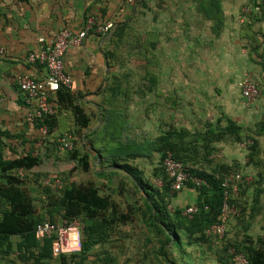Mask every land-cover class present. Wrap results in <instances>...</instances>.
<instances>
[{"label":"crops","instance_id":"obj_1","mask_svg":"<svg viewBox=\"0 0 264 264\" xmlns=\"http://www.w3.org/2000/svg\"><path fill=\"white\" fill-rule=\"evenodd\" d=\"M246 7L252 9L248 15L243 13ZM149 11L153 16L147 22ZM216 14L221 24L213 30L216 20L212 16ZM135 15L146 24L145 35L154 33L149 39L152 42L144 38L147 52L134 75L155 85H146L138 95L109 89L116 80L129 81V74L118 72V61L109 64L105 55L114 48L109 37L115 28L129 24ZM90 16L96 24L114 22V28L106 35L90 31L80 46H70L63 57L64 70L72 79L71 92L78 95L76 103L90 118L84 134L102 125V110L114 112V120L123 111L129 121L130 114L136 113L138 122L133 127L139 129V135L128 131L124 136L140 141L155 139L168 126L195 131L216 122L221 126L233 122L241 128L242 141L225 139L216 144L221 146L222 163L242 175L237 200L244 213L235 222L229 219L226 228L231 226L253 242L264 239V0H0V131L19 136L10 142L16 150H33L40 139L35 122L27 118L28 105L16 79L26 74L42 80L46 70L41 64L29 63L27 55L39 50V38L48 43L63 29L77 33ZM147 63L151 64L149 74L142 70ZM192 66H196L194 70ZM244 74L261 86V95L254 102H245L240 92V98L234 94L233 86L238 89ZM205 78L206 99L217 104L206 103V121L197 116V124L188 117L180 122L177 112H194L181 94L191 88L189 82ZM75 130L71 112L61 111L51 137L77 139ZM180 194L181 204L194 199L191 189ZM19 240L11 239L13 253L8 256L0 251V264H33L32 259L15 257Z\"/></svg>","mask_w":264,"mask_h":264},{"label":"trees","instance_id":"obj_2","mask_svg":"<svg viewBox=\"0 0 264 264\" xmlns=\"http://www.w3.org/2000/svg\"><path fill=\"white\" fill-rule=\"evenodd\" d=\"M212 18L216 20L213 30L218 29L221 24L220 17L216 14ZM127 27V23L118 24L109 37V42H112L114 46L112 51L105 54L109 59V64L117 62L115 50L120 47ZM150 65L148 63L144 65L146 74L150 73ZM122 83V81L116 80L109 89L120 91L123 88ZM148 83L152 85V88L155 85L154 82L148 81ZM77 97L78 95L72 94L71 88H62L57 91L50 100L54 107V113L40 120H34L36 128L46 126L47 136L44 140L48 137L51 138L58 128V116L61 111L71 112L77 141L80 142L83 149L79 150L72 146L71 150H66L69 159L77 162L78 167L87 172L95 158L98 164L107 165L105 169L109 171L110 176L121 173L132 183V186L142 195L145 212H141V215L152 229V233L156 236L155 240L159 244L156 255L159 254L166 264H176L170 260L166 261V249L170 246L172 236L175 238L174 241L180 244L176 234L177 229L183 231L189 240V245L193 242L204 243L205 241L210 242L211 239H218L208 237L204 232L211 225L219 223L224 203V189L221 184L227 174L235 171L225 164H219V166L215 164L206 170L195 168V164L197 162H205L207 165L212 163L210 155L214 150L213 145L218 142L225 139L242 141L241 128L233 122H227L225 126L216 122L214 126L206 127L205 125L202 130L195 131L168 126V129L155 139L140 141L136 140L137 138L130 139L124 136L123 130L126 128L122 126L124 123L123 114L115 115L114 120V112L102 110V125L98 129L84 134L89 127L90 118L76 103ZM67 136L55 137L58 142L60 138ZM16 138L19 136L0 131L1 254L8 256L13 253L11 239L18 237L20 240L16 244L15 257L21 261L32 259L33 264H86L88 262L96 264L93 259H89L88 251L93 246L104 243L118 223L128 222L127 213L123 212L120 204L112 199L109 193H101L100 187L92 182H62L61 179L53 177L48 180L47 185H43L38 179L40 177L38 173H30L33 168L41 164L40 157L33 155L34 150L31 148L24 150L21 154H15V149L10 142ZM38 141L40 145V139ZM59 146L58 142V148ZM248 149L252 150L251 145ZM6 150L14 155H6ZM167 152H170L172 158L184 166L189 176L201 180V183L195 185L189 181L180 191L172 192V180L165 175L162 164ZM153 153L161 155L160 168L155 173L156 179L161 183L159 189L144 182L139 177L140 171L128 164L129 161L140 157L151 158ZM105 169L93 168L95 174L100 177L104 176ZM30 176H32V180H30ZM30 182H35L37 186L35 191L41 195L36 201L31 194L33 189H30L28 185ZM55 182H59V185H56ZM241 182L238 185L237 195L228 200L230 206L239 210L237 216H232L236 218L244 213L237 200L241 193ZM120 184L117 193H123L125 190L122 183ZM185 188L195 191L192 204L186 203L183 210L175 207L172 210L173 213L169 214L166 209L167 204ZM109 192L111 193L112 190ZM191 205L195 206L196 212L191 218H188L183 215V212ZM137 209L140 210L134 206L129 208L130 211ZM54 214L60 215L61 219L65 221L76 219L83 223L78 250L54 257L51 254L53 237L36 239L37 225L49 222L59 227L55 223ZM4 244L6 245L5 250H2ZM228 245L232 247L226 249L224 245L223 252L229 254L230 264H234L233 254L243 255L246 264H264V239L253 242L250 241V238L242 236L239 241L235 240V243H228ZM231 250L233 253H230ZM223 259L218 258L220 263L227 264L226 259Z\"/></svg>","mask_w":264,"mask_h":264},{"label":"rangeland","instance_id":"obj_3","mask_svg":"<svg viewBox=\"0 0 264 264\" xmlns=\"http://www.w3.org/2000/svg\"><path fill=\"white\" fill-rule=\"evenodd\" d=\"M149 12L147 14V22L149 21L150 17L153 16V11ZM130 21L131 22H129L124 34L125 37L123 38L120 47L117 48L115 52L117 54V61L119 65L117 69L118 72L126 71L129 74L128 78H126V80L129 81L122 80V90L126 92L135 91V94L138 95V90L144 89V87H146V85L148 86L149 83L139 81V79H137V74H134L139 73L141 63L140 60L145 55L144 53L146 49L144 48V38L146 37V40L150 43L153 40L149 39L152 36L154 37V33L149 32L146 35L144 34L143 27L146 24L140 23L139 17L137 15L133 16ZM195 67L196 66H192V70H194ZM163 68H167V66H163ZM181 68H183V66H181ZM151 69H153V66H151ZM142 70L144 71V69ZM169 83L170 82H166V85L169 86ZM182 83L183 82H181V85ZM189 83L191 90L185 89L186 94L185 92L184 94H180L182 95L183 100H185V104H189L194 108V112L190 113L179 111L177 112L176 116L177 119H181L180 122L187 117L191 119L195 118L196 121L194 122L197 124V116L200 117L203 121H206V103H208L209 105H216L217 102H215L214 100L210 101L209 99H206V78L203 81L194 80ZM238 89L237 87L233 86V91L236 98H240ZM122 114L124 119V123H122V126L126 128L123 130V133L125 134L129 131L131 132V134L138 136L139 129H137V127H133L134 124L137 125L138 122L137 114L131 113L130 121L127 118L128 116L124 114V111L122 112ZM215 114H218V112H216ZM202 120L201 122H203ZM202 129L203 128H201L200 130ZM52 137L55 139H53ZM52 137H48V139L43 141L40 140V145L33 148V150L38 151L37 155L41 159V164L36 167L34 169V172L32 173H38L40 175V177L38 178L40 182L49 180L53 177L61 179L62 182H92L96 186L100 187L101 193H109L112 199L120 204L123 212L127 213L129 217L128 222L124 224L118 223V225L114 227L108 239L104 243L97 244L88 251L89 259H93L96 264H166V262L162 259V257H160L159 254L156 255L159 244L155 240L156 236L152 233V229L148 226L147 222L141 215V212H145L141 193L138 192L132 186V183L127 180V178L121 173L110 176L109 171L105 169L107 168V165L104 163L98 164V161H96L95 158L94 160L92 159L94 163L92 162L93 164L90 170L87 172L82 171L78 167L77 162H73L69 159V154L67 153V151L59 152L58 142L55 134ZM68 138L69 136H67V139ZM128 138L135 139L136 137L129 136ZM136 140L141 139L137 138ZM148 141H151V139ZM70 143L76 149H83L77 139H70ZM45 144L48 146L47 148ZM213 148L214 150L210 155L212 163L207 165L205 162H197L196 164L194 163L195 168L206 170L210 169L215 164L218 166L219 164H224L221 161L223 157H220L222 154L221 146L218 144H214ZM23 152L24 148H22L21 150L15 149V154H21ZM168 153L171 154L170 152H167L166 154ZM11 155L14 154L8 153V156ZM160 158L161 155L159 153H153L151 158L140 157L135 160L129 161L128 164L129 166L140 171L139 177L144 182L159 189L161 183L158 181V179H156L155 173L156 170L160 168ZM95 167L105 169L103 171L104 176H97L95 174V171L93 170V168ZM233 171L237 172V170ZM30 177V180H32V176ZM120 183H122V186L125 189L123 193H117V189H119L121 185ZM28 185L30 189H33L31 194L36 201L37 198L41 196L40 193L35 191V189H37V186L35 182H30V184ZM111 190L112 192L110 193L109 191ZM193 194L195 196L194 190ZM181 195L182 194H180V192L177 193L176 196L172 198V200H170V202L167 204L166 209L169 214L173 213L172 210L175 207L182 208V210L185 208L186 203H180ZM192 202V200L189 201V203L191 204ZM131 206L140 208V210L138 211L137 209L135 211H130L129 208ZM54 217L56 219L55 223L59 227H62L64 220L61 219L60 215L57 214H54ZM231 219L233 222L236 221V217H231L230 220ZM80 231L81 230L78 231V242L81 238ZM176 234L179 237L180 244L177 241H174L175 238H173L172 236V241L169 243L170 246L166 249V261L169 262L170 260L176 264H222L220 263L218 258L222 260H224L223 258H225L226 263L230 264V256L225 251L223 252V246L225 245L226 249L228 247H232L228 245V243L233 244L235 243V240L239 241L242 237L240 232H234L231 226L230 228H226L225 235L222 239H211L210 242L205 241L204 243L193 242L189 245V240L182 230L177 229ZM69 240L71 241V235L69 236ZM72 243H74V240L72 241Z\"/></svg>","mask_w":264,"mask_h":264},{"label":"built area","instance_id":"obj_4","mask_svg":"<svg viewBox=\"0 0 264 264\" xmlns=\"http://www.w3.org/2000/svg\"><path fill=\"white\" fill-rule=\"evenodd\" d=\"M127 1L131 2L132 0ZM254 10H258V8L255 7ZM251 12L252 9L249 7L243 10V13L246 15ZM113 28L114 22L96 24L95 18L90 16L85 19L82 29L77 33H72L67 29H63L48 43H45L42 38L38 39L40 48L36 53L30 52L27 55V61L31 64L38 63L43 65L46 70V76L42 80H35L26 74H21L16 79L18 89L24 94L26 105H28V119L37 121L45 116L52 115L54 113V107L50 100L60 89L71 88L72 79L70 75L65 72L63 64V57L67 49L70 46H80L82 40L90 31L106 35ZM1 54H3L2 49H0V55ZM238 88L240 96L245 102H254L261 95L260 84L253 80L249 74L243 75L238 82ZM37 130L40 140H44L47 136L46 126H40ZM58 142L60 144L58 148L59 152L72 149L70 138H60ZM37 154L38 151L34 152L33 155ZM162 164L165 175L172 180V192L180 191L189 181L195 185L201 183V180L189 176L184 166L180 162L175 161L169 153L165 155ZM241 181L242 175L238 172H231L224 177L221 184L224 189V203L219 219L220 221L205 230L204 233L206 236L222 239L229 219L239 214V210L230 206L228 200L230 197L237 195L238 185ZM48 183V180L42 182L43 185H47ZM55 184L59 185V182H55ZM195 212V206L191 205L184 210L183 215L191 218ZM82 226L83 225L76 219L70 221L64 220L62 227L44 222L36 226L35 237L38 240L53 237L51 254L57 257L78 247V231L82 229ZM70 235L71 241L69 240ZM73 240L74 243H72ZM230 253H233L232 250ZM232 261L234 264H246L244 256L240 254H233ZM86 264L93 263L88 262Z\"/></svg>","mask_w":264,"mask_h":264}]
</instances>
